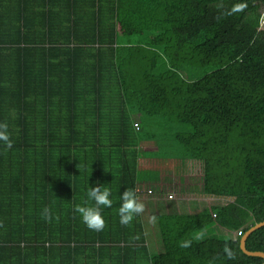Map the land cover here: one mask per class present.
Instances as JSON below:
<instances>
[{
    "label": "trees",
    "instance_id": "trees-1",
    "mask_svg": "<svg viewBox=\"0 0 264 264\" xmlns=\"http://www.w3.org/2000/svg\"><path fill=\"white\" fill-rule=\"evenodd\" d=\"M234 2L0 0V264L262 262L239 238L264 220V0ZM143 157L200 160L202 199L228 198L156 214L158 251L142 212L119 222L121 192L161 178ZM95 184L100 230L74 207ZM245 246L264 251V224Z\"/></svg>",
    "mask_w": 264,
    "mask_h": 264
},
{
    "label": "rangeland",
    "instance_id": "rangeland-1",
    "mask_svg": "<svg viewBox=\"0 0 264 264\" xmlns=\"http://www.w3.org/2000/svg\"><path fill=\"white\" fill-rule=\"evenodd\" d=\"M136 122H138V114H133ZM147 125V124H146ZM148 126H150L148 124ZM150 129V128H148ZM142 132V131H141ZM150 143L151 140H145ZM154 146V145H153ZM145 145L142 143L140 148L143 149ZM149 162L153 167L160 169V179L148 183L152 189L145 197L140 200L143 201L145 207L142 211V220L147 229L148 242L154 251L161 250V244L158 240L156 231L155 216L159 212L180 211L187 212L202 207L205 202L207 205L213 203H224L227 199L224 197H204L200 194L202 191V162L196 159H189L184 163H178L176 159H156L143 157L140 164ZM148 187V186H147ZM199 203V205H198ZM215 233L224 234L225 236L235 235V231L231 232L225 227L213 228Z\"/></svg>",
    "mask_w": 264,
    "mask_h": 264
},
{
    "label": "clouds",
    "instance_id": "clouds-1",
    "mask_svg": "<svg viewBox=\"0 0 264 264\" xmlns=\"http://www.w3.org/2000/svg\"><path fill=\"white\" fill-rule=\"evenodd\" d=\"M246 0H236L230 8L226 10V14L231 15L234 12H240L246 7ZM0 141L4 143L6 147L12 145V140L10 139V133L8 131V124L6 122L0 121ZM109 187H101L99 184L91 185L87 189V200L84 204H76L75 211L80 213L81 219L87 225V227L95 230H100L104 226V217L102 215L101 205L105 207H110L113 204L112 198H110ZM93 201L94 203H88V201ZM145 205L143 201L137 198L135 190L132 188H127L121 192V203L118 208L119 222L121 224H128L133 220L134 216L141 213ZM44 213L47 218L48 208H44ZM203 233L197 234V239H199ZM190 243L189 240H185L181 247H186ZM224 252L228 257L234 255L232 249L226 244L224 246Z\"/></svg>",
    "mask_w": 264,
    "mask_h": 264
},
{
    "label": "water",
    "instance_id": "water-1",
    "mask_svg": "<svg viewBox=\"0 0 264 264\" xmlns=\"http://www.w3.org/2000/svg\"><path fill=\"white\" fill-rule=\"evenodd\" d=\"M264 224V220L261 221H257L255 222L253 225L249 226L240 236L239 238V246L242 249V251H244L247 254H252V255H259L263 258L262 262H260L259 264H264V251L262 250H250L248 248H246L245 246V240L246 237L257 227L261 226Z\"/></svg>",
    "mask_w": 264,
    "mask_h": 264
},
{
    "label": "built area",
    "instance_id": "built-area-1",
    "mask_svg": "<svg viewBox=\"0 0 264 264\" xmlns=\"http://www.w3.org/2000/svg\"><path fill=\"white\" fill-rule=\"evenodd\" d=\"M261 25L264 27V11H263V13L261 14ZM134 126H135V128H138V124H137V122L135 121L134 122ZM237 233H241V231L240 230H237Z\"/></svg>",
    "mask_w": 264,
    "mask_h": 264
},
{
    "label": "crops",
    "instance_id": "crops-1",
    "mask_svg": "<svg viewBox=\"0 0 264 264\" xmlns=\"http://www.w3.org/2000/svg\"><path fill=\"white\" fill-rule=\"evenodd\" d=\"M133 116H134V115H133ZM147 184H148V183H147ZM147 184H146V185H147Z\"/></svg>",
    "mask_w": 264,
    "mask_h": 264
}]
</instances>
